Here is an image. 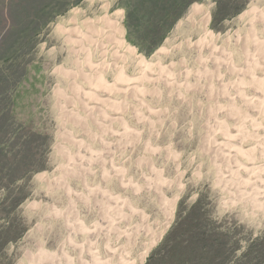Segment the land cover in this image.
<instances>
[{"label":"rangeland","instance_id":"obj_1","mask_svg":"<svg viewBox=\"0 0 264 264\" xmlns=\"http://www.w3.org/2000/svg\"><path fill=\"white\" fill-rule=\"evenodd\" d=\"M186 2L0 0V264H264V0Z\"/></svg>","mask_w":264,"mask_h":264},{"label":"trees","instance_id":"obj_2","mask_svg":"<svg viewBox=\"0 0 264 264\" xmlns=\"http://www.w3.org/2000/svg\"><path fill=\"white\" fill-rule=\"evenodd\" d=\"M186 1L187 0H182V5H187ZM80 2L81 0H71L70 5L78 4ZM121 2L126 12L125 26L128 34V41L144 51L147 56H150L162 44L165 32L168 31L174 23V18L170 23L171 25H168L166 22L167 19L170 18V12L175 9L178 0H174L169 6V9L168 4L170 1L166 3L165 0H121ZM160 3H163V6L159 7L158 5H160ZM139 7H142L144 16L147 17L144 22L137 18ZM154 12L156 14L164 13L163 18L160 19L159 22H149L150 17ZM165 254L166 253H164V256H161L160 259L163 260ZM206 259L209 262L211 257H208L207 255ZM196 260H199V257H196V259L191 262H195Z\"/></svg>","mask_w":264,"mask_h":264},{"label":"bare ground","instance_id":"obj_3","mask_svg":"<svg viewBox=\"0 0 264 264\" xmlns=\"http://www.w3.org/2000/svg\"><path fill=\"white\" fill-rule=\"evenodd\" d=\"M262 9V8H261ZM254 11H256V12H258L256 9H254ZM263 11V10H262ZM262 11H260L259 13H256L255 12V15L256 16H253V17H256L257 18V20H260V22H262V24H263V27L261 28L262 29V32H264V13L262 12ZM251 14H252V12H251ZM206 18V20H205V24H207V22H208V17L206 16L205 17ZM255 18V19H256ZM101 19V18H100ZM100 19H97L98 21V23L101 25H97L96 27H93L94 26V23H97V22H94V21H90V20H86V21H83L82 22V25H83V27H85V28H83L82 27V25L80 26V27H82V29H84V30H82L81 28H75L74 30H72V32H74V33H77V34H83L84 36H82V37H87V35H88V37L87 38H89V40L91 41L92 40V38L93 39H95L96 37H97V39L98 40H100V42L98 43V42H95V41H93V44H95V45H97V46H100V47H105V46H107L105 49H106V51L105 52H110V56L111 57H113V58H117L115 55H117V53H119L120 52V50H125V53L126 52H129V53H131V54H134V50L133 49H130V48H127V49H125L124 48V45H123V42H122V36L123 35H121V34H119L118 36H110V34L109 33H111V32H113L114 31V29H115V24L116 23H111L110 21H109V19L108 18H103L102 20H100ZM106 19V20H105ZM100 20V21H99ZM76 22V21H75ZM103 23V24H102ZM254 25V24H253ZM77 27V26H76ZM93 27V28H92ZM117 28V27H116ZM254 28V27H253ZM118 31V30H117ZM254 31V30H253ZM259 31V30H258ZM71 32V33H72ZM261 32V31H260ZM262 32L260 33V34H262ZM254 33V32H253ZM73 34V33H72ZM264 34V33H263ZM102 36H104V39L102 38ZM254 36V35H253ZM256 36V35H255ZM250 37V36H249ZM259 37V36H258ZM258 37H257V39H256V37H254L255 39H254V45H252V46H254V48H255V51H257L260 55H262L263 57H264V38L263 39H261V40H258ZM77 38H79V37H77ZM253 39V37H250V39ZM80 41V40H79ZM111 41V43H109ZM240 41V40H239ZM253 41V40H252ZM250 42V41H249ZM251 43V42H250ZM110 44V46H108ZM252 44V43H251ZM83 46V45H82ZM120 46H122V47H120ZM109 48H112V49H109ZM247 49V48H246ZM81 51V50H80ZM81 54V53H80ZM102 54V56H106V54L104 53V52H102L101 53ZM199 54V53H198ZM93 55V54H92ZM91 57V56H90ZM99 58V57H98ZM101 61H103L102 59H100ZM263 61V60H262ZM262 61H260V62H262ZM264 62V61H263ZM97 63V62H96ZM102 64H104V62L102 63ZM110 64V63H109ZM116 64V63H115ZM264 64V63H263ZM95 66V65H94ZM92 68H94V67H92ZM95 75V74H94ZM258 76V75H257ZM72 80V79H71ZM166 80V79H165ZM98 84L99 85H101V82H98ZM98 85V86H99ZM89 89V88H88ZM248 97V96H247ZM102 104V103H101ZM96 106V105H95ZM105 107V106H104ZM92 108V107H91ZM102 109V108H101ZM260 109V108H259ZM95 110V109H94ZM107 116V115H106ZM250 172V171H249ZM230 174V173H229ZM99 201V200H98ZM83 211V210H82ZM129 231V230H128ZM41 255L40 256H42L44 259H46L47 258V255H45V253H40ZM142 261H143V259H142Z\"/></svg>","mask_w":264,"mask_h":264}]
</instances>
